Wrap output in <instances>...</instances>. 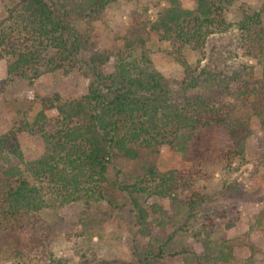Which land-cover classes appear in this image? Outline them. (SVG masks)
<instances>
[{"label":"trees","instance_id":"trees-1","mask_svg":"<svg viewBox=\"0 0 264 264\" xmlns=\"http://www.w3.org/2000/svg\"><path fill=\"white\" fill-rule=\"evenodd\" d=\"M114 1L19 0L0 20L6 83L22 78L35 84L44 74L67 77L74 70L84 78L83 92L70 99L17 100L21 116L0 134V259L65 264L52 252L58 233L48 212L106 201L113 209L129 206L136 229L131 258L116 264H231L232 239L217 236L214 221L204 218L210 217L207 206L231 187L211 190L207 183L244 159L255 122L264 132V4L240 7L230 19L234 0H164L146 26L172 46L169 54H178L184 75L177 79L155 67L139 37H122L125 46L115 53L90 43L84 22ZM229 32L239 60L233 66L186 60V47L203 57L211 36ZM36 132L45 150L28 160L20 137ZM165 145L189 167L161 170ZM168 226L174 231L166 236ZM184 232L198 246L176 244ZM249 248L253 255L254 245ZM96 261L94 255L84 264H108Z\"/></svg>","mask_w":264,"mask_h":264},{"label":"rangeland","instance_id":"rangeland-1","mask_svg":"<svg viewBox=\"0 0 264 264\" xmlns=\"http://www.w3.org/2000/svg\"><path fill=\"white\" fill-rule=\"evenodd\" d=\"M18 2L19 0H0V20L7 16V9ZM164 4V0H116L101 13L85 21L83 28H91L90 43L101 51L111 49L115 53L125 46L122 37H139L144 40L155 67L168 78L181 79L184 75L182 65L174 60L178 54H169L172 46L168 42L159 41L156 33L146 26L148 18L154 21ZM263 4L264 0H234L229 18L231 19L240 7L259 9ZM233 36L230 32L211 36L203 57L200 52L189 47L183 49V54L194 66L199 59L202 65L208 67L233 66L239 61L232 54ZM238 53L241 54L240 51ZM108 62L113 65L115 58L110 57ZM7 79V61L1 58L0 134L8 131L13 126L14 119L21 116L23 110L15 114V108L19 107L17 100H31L37 95L50 94H59L63 99H70L72 96H79L84 90V83L81 81L84 78L76 70L67 77L61 72L44 74L35 84L22 78L6 83ZM2 88L4 90H1ZM38 110L40 107L36 106L33 113ZM47 115L54 118L56 112L50 110ZM254 127L253 134L246 142L244 159L234 160L232 171H218L212 182L207 183L211 190H218L222 183L231 187L224 196L216 197L207 206L205 215L210 214V217L204 215V218L214 221L217 236L225 235L232 239L236 260H231V264H264V132L256 122ZM46 128L49 129L48 124ZM20 143L28 160L39 157L45 150L43 138L37 132L22 135ZM159 162L163 171L189 167L188 163L180 159L179 154L166 145L161 149ZM200 184L204 185V181ZM160 201L172 208L167 201ZM48 217L55 222V232L57 230L58 233L52 252L55 256L65 259V264H84L94 255L97 258L96 263L104 261L108 264L131 258V240L136 229L132 225L133 214L129 211V206L113 209L106 201H101L87 208L82 202H72L49 211ZM173 231L174 228L169 226L164 230L166 236ZM176 237L178 245L193 243L198 246L191 233L184 232ZM249 244L254 245L253 255ZM0 264H13V260L2 258ZM167 264L182 262L168 259Z\"/></svg>","mask_w":264,"mask_h":264}]
</instances>
